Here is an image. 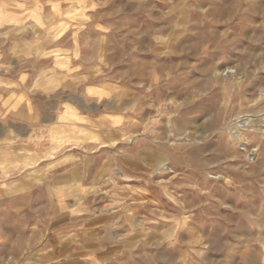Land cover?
<instances>
[{"label": "clouds", "instance_id": "1", "mask_svg": "<svg viewBox=\"0 0 264 264\" xmlns=\"http://www.w3.org/2000/svg\"><path fill=\"white\" fill-rule=\"evenodd\" d=\"M161 3L178 15H154ZM199 3L80 0L97 25L123 30L120 25L153 20L168 35L189 37L156 53L181 59L161 73L160 88L155 82L139 86L122 110L128 122L115 132L116 143L131 145L116 155L143 165L145 184L161 190L157 199L173 197L161 204L167 222H161L159 207L133 215L121 200L119 220L98 225L103 235L86 232L71 240L93 242L97 264H264V6L258 0H211L219 7L210 10ZM117 172L124 169H113L104 184L113 193L129 191L116 182L132 177ZM185 186L196 192L180 193ZM2 188L0 264L69 261L66 237L54 231L49 238L50 218L40 209L16 207L15 184Z\"/></svg>", "mask_w": 264, "mask_h": 264}, {"label": "rangeland", "instance_id": "2", "mask_svg": "<svg viewBox=\"0 0 264 264\" xmlns=\"http://www.w3.org/2000/svg\"><path fill=\"white\" fill-rule=\"evenodd\" d=\"M258 3L264 6V0ZM199 6L219 7L211 0H200ZM158 7L161 12L154 15H178L169 12L171 6ZM119 28L95 24L80 0H0V191L15 184V206L48 215L49 237L53 226L68 227L60 233L66 237L63 252L74 255L65 264H97L93 242L71 240L86 232L103 235L98 225L119 220L121 200L128 201L133 215L159 207L166 223L168 209L161 204L173 198L157 199L161 190L145 184L143 165L134 167V158L116 155L131 145L116 143L115 132L128 122L122 110L142 90L139 86L155 82L160 88L161 73L181 59L156 53L189 37L168 35L159 30L165 25L153 20ZM117 168L124 169L117 175L132 177L118 180L117 188L129 191L113 193L112 185L104 184ZM45 186L54 194L60 187L64 196L49 211ZM178 191L192 194L196 188Z\"/></svg>", "mask_w": 264, "mask_h": 264}, {"label": "crops", "instance_id": "3", "mask_svg": "<svg viewBox=\"0 0 264 264\" xmlns=\"http://www.w3.org/2000/svg\"><path fill=\"white\" fill-rule=\"evenodd\" d=\"M56 188H58V189H57V192L55 191V194H54V192H53L54 190L51 191L50 187H46L45 186V211H49L48 208H50V204L51 203H54L56 205H58L60 203H63L62 202V200H63L62 198H64V196L62 195L63 192H62V190H60V187H56ZM50 195H52V196H50ZM63 206L64 205L58 206V207H63ZM45 216L47 217L48 215H45ZM64 227H66V226L57 225V226H53V229H54L55 232H58V233L62 234L63 231H67L68 230L67 229L68 227L66 229H64ZM76 229H80V226H77ZM51 237H52V235H51ZM51 237H49V238H51ZM71 254L74 255V253H71ZM64 255H66V254L64 253Z\"/></svg>", "mask_w": 264, "mask_h": 264}, {"label": "bare ground", "instance_id": "4", "mask_svg": "<svg viewBox=\"0 0 264 264\" xmlns=\"http://www.w3.org/2000/svg\"><path fill=\"white\" fill-rule=\"evenodd\" d=\"M243 124V121H240L239 123L236 124V127H240Z\"/></svg>", "mask_w": 264, "mask_h": 264}]
</instances>
